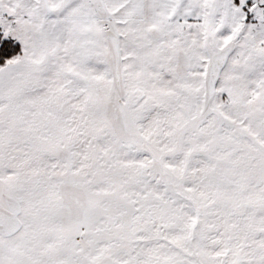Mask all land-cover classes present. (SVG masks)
<instances>
[{
	"label": "snow or ice",
	"instance_id": "obj_1",
	"mask_svg": "<svg viewBox=\"0 0 264 264\" xmlns=\"http://www.w3.org/2000/svg\"><path fill=\"white\" fill-rule=\"evenodd\" d=\"M0 264H264V0H0Z\"/></svg>",
	"mask_w": 264,
	"mask_h": 264
}]
</instances>
